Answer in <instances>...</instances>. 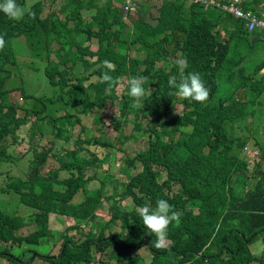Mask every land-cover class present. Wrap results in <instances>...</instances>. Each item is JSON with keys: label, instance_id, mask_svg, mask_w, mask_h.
Here are the masks:
<instances>
[{"label": "trees", "instance_id": "obj_1", "mask_svg": "<svg viewBox=\"0 0 264 264\" xmlns=\"http://www.w3.org/2000/svg\"><path fill=\"white\" fill-rule=\"evenodd\" d=\"M55 1L17 0L30 5L34 13L19 21L0 11V35L5 39L0 49V195L11 196L20 213L0 208V258L23 264L10 254L11 247L39 244V238L49 235V214L54 213L65 233L58 252L32 251L50 264H92L95 253L107 256L97 264H264V54L255 42L264 39L250 41L243 34L245 19L218 7L231 0H214V4L140 0L135 10H128L130 23L119 12L122 0H68L61 6L63 17L51 10ZM259 1L238 6L251 9ZM149 5L157 13L154 24L140 16ZM25 41L28 49L19 54L32 58L31 70L38 71L35 64L42 62L53 93L47 108L27 107L20 113L9 99L11 94L25 95L27 102L32 97L41 105L46 102L30 93L21 77L16 88H5L7 67L15 66L18 72V62L25 65L16 53V42ZM177 58L186 60L185 74L201 75L209 90L205 102L172 94L175 90L169 88L168 79H180L173 63ZM106 59L115 65L110 75L118 80L111 87L100 82L106 69L99 65ZM133 76L146 77L139 108L131 107L133 98L128 95L127 81ZM124 80L122 93H117ZM176 100L180 110L172 113ZM108 102L107 108L120 105L112 115L116 142L101 138L99 110ZM94 108L93 121L99 125L92 129L97 135L80 131L73 137L74 127L81 126L79 110L89 114ZM30 110L35 120L27 127ZM130 114L133 132L125 135L122 126ZM45 121L55 137L43 150L33 128ZM259 123H263L261 136L253 131ZM138 132L147 137L145 148L134 158L123 159L126 172L131 168L137 172L124 176L121 190L117 183L107 193L102 183L90 190L88 165L102 163L108 155L94 146L122 150L125 140L142 139ZM70 140L71 148H64ZM255 142L258 162L250 173L252 154L245 150L250 145L254 151ZM19 146L25 151L18 155ZM49 158L52 166L47 165ZM9 163L17 164L19 172L3 171ZM162 170L167 178L160 182ZM104 198L115 202L102 208ZM158 199L167 200L180 213L179 223L174 221L167 229L168 247L161 249L154 246L155 235L136 212L139 206L155 207ZM197 200L196 211L191 204ZM131 202V209L121 210L120 205ZM27 224L35 230L18 235ZM75 231H81L82 239L68 237ZM141 249L150 258H144Z\"/></svg>", "mask_w": 264, "mask_h": 264}, {"label": "rangeland", "instance_id": "obj_2", "mask_svg": "<svg viewBox=\"0 0 264 264\" xmlns=\"http://www.w3.org/2000/svg\"><path fill=\"white\" fill-rule=\"evenodd\" d=\"M68 0H56L52 5H51V9H53L55 12H57L59 14L60 17H63V13L60 11L61 10V6L65 3H67ZM135 4H139L140 0H134ZM159 1V0H157ZM119 12H121L122 14H125V5H121V7L119 8ZM83 14H85L86 16V11L83 10L82 11ZM128 14H126V21H128L129 23L131 22V20L127 17ZM140 16H142L143 20H148L151 24H154V20L157 17V13L156 10H154L152 5L147 6L143 11H140ZM261 36L264 38V34H261ZM81 39H83L80 36ZM241 40V39H240ZM83 41V40H82ZM241 42H245L248 43L246 39L242 38ZM258 42V46L259 48L263 49V52L261 54H264V40H260V41H255ZM24 44V47H23ZM21 42H16V47H17V54H18V58L20 60H22L23 62H25V65L22 63H19L21 70H19L18 72L15 71V66H8L7 67V71H5L8 74V77L6 78V83H5V88L13 90V88H16L18 85L21 84L20 82V77L21 79L24 81V85L26 86V89L34 94L35 96H43L44 100L46 99V102H44L41 105V102H39L36 98H29L28 102L25 103L26 99L20 95V96H15L13 94H11L9 96V99L12 103L18 104L19 106V112L22 113L24 109V103L25 106L29 105L28 107L31 108H40V107H45L47 108L49 105L52 104L51 101H49V98L52 96L53 93V88L50 87V85L47 83L44 74H43V70H42V62L35 64V66L37 68H39V70L37 71L36 69L31 70V67L29 66V63L31 61V57L24 55V54H19L23 49L22 48H26L28 49V42L25 41L24 43ZM56 45V42H52L51 46ZM55 47V46H54ZM259 53L260 54V49ZM132 56H135L136 53L132 52L131 53ZM55 56L52 55V58H54ZM40 66V67H39ZM5 68V65H4ZM6 70V68H5ZM76 70H81V66L77 67ZM21 71V74H20ZM126 83V80H124L123 82L119 83L116 87V91L117 93H122L124 85ZM24 85L22 86L24 88ZM264 85V83L262 84ZM22 88V89H23ZM264 88V86H263ZM88 95L90 96V98H94V94L93 93H89L87 92ZM22 97V99H21ZM67 97H64V99H66ZM176 102L178 103L177 105V109L172 111V113L178 112L180 110V103L176 100ZM110 105V102L106 103V105L103 107V109L100 108L99 112L102 115L101 118V122L102 124L100 125V128L104 129V132L101 134V138L102 140L106 141V142H116L117 138H118V130L116 128H114V124L115 122L112 120V115L115 113H118V108H120V105L116 102L115 105L107 108ZM67 110V109H66ZM97 108L92 109V111L89 114H85L84 112H82L81 110H79L81 118H80V123L81 126L79 127L78 125L75 126L74 128H77L74 132V134L72 135L73 137H75L77 135V133L79 134V132L81 131L83 134L85 135H89V136H96L97 132L95 131V129L93 130L92 127L94 128L95 125H99V124H95L93 121V112L96 111ZM114 110V113H112ZM68 111V110H67ZM72 111V110H70ZM55 112H53L54 114ZM58 112L55 114L57 115ZM29 120L28 123L26 124L27 127H31L32 121L35 120V117L33 116L32 110H30V112H28L27 114ZM131 114L129 115V117L127 118L126 122L124 123V125L122 126V132L125 135H130L133 132V127L131 122L129 121V118H131ZM83 127V128H81ZM262 128H263V123H259L255 126H253V131L258 135L261 136L262 135ZM35 130V134L36 137L35 139L38 141V144L42 145V147L44 148L43 150H46V148H48V144L50 143V141L55 137L51 128V124L48 123L47 121H45L42 125L41 122H38V124L33 128ZM41 132V134H40ZM137 136L142 137V139L140 138H132L129 140H125L124 144L122 146V150L119 149H111V148H107V147H101V146H94V149L97 150L99 153L104 154V151L107 155V158L104 159V161L102 163H94V165H88L87 170L89 172V175L91 177V181L93 183L92 187L90 190H96L97 188L101 187V183L105 185L104 187V192H110L113 189V183H117L119 185V190L122 189V185L124 183V176L127 174H134L135 172H137V169L135 168H131L128 172H126L127 170V166L128 164L126 163L125 160H123L125 158V156L129 157V158H134V156L141 150H143L146 146V141H147V137L144 136L141 132L137 133ZM72 146V140L64 143L63 147L64 148H71ZM250 145L248 146L247 150H245L246 153H251V160L248 163V170L250 173L253 172V169L255 168V164L256 162H258V158H257V154L254 153V151L250 150ZM25 151V147L24 146H19L16 148L15 153L16 154H22ZM48 164L49 166H52V162L51 159H48ZM137 167L138 170L141 169L140 164L137 163ZM3 171L5 172H12L10 174H16L19 172V167L17 166V164H13V163H9V165H5L2 167ZM263 169H264V165H263ZM62 174V173H61ZM167 178V173L166 170H162L158 180L160 182H162L164 179ZM37 192L39 191V189H35ZM81 199H84V195L82 196ZM118 199V198H117ZM0 205L2 206L1 209L3 207H6L5 209H7L9 212H18V208L16 207V202L14 200H12V197L10 196V198L8 196L4 195H0ZM4 200H10L9 203L5 202ZM12 200V201H11ZM119 200V199H118ZM115 201L114 200H106L105 198L102 199V208H108L110 205H112ZM125 202V201H124ZM199 202L198 200L195 201L193 204H191L192 207H196V211L198 208ZM121 206V210L125 211V210H129L131 209L132 206V202L126 206V205H120ZM104 212H107L105 210H103ZM19 213V212H18ZM20 214V213H19ZM49 235L48 236H44L39 238L38 242L39 244L37 245H27V244H21L20 246H12L11 247V252L10 254L13 255L14 257L20 258L21 263L23 264H50L49 262L39 259L38 257H36L35 255H33L32 251L37 252L38 255L39 254H49V255H55L58 252L59 247L62 244L63 241V235L65 234L62 230V225L61 223L56 219V214L51 213L49 214ZM109 215L106 216V220L108 219ZM60 219H62V217H58ZM63 220V219H62ZM35 230V226L32 224H27V226L22 227L21 229H19V231H17L18 235H27L31 232H33ZM81 231H75V232H69L68 233V237H70L72 240H76L78 239V237H81ZM79 239H82L79 238ZM2 245H5V243H1ZM9 244V243H6ZM258 249V248H255ZM141 253V255L144 258H150L149 254L147 253V251L145 249H141L139 251ZM254 255H257L256 253H253ZM261 255V254H260ZM257 255V256H260ZM107 258L106 255H103V258ZM32 260V263H29ZM0 264H16V263H11V259L8 257H3L0 258Z\"/></svg>", "mask_w": 264, "mask_h": 264}, {"label": "clouds", "instance_id": "obj_3", "mask_svg": "<svg viewBox=\"0 0 264 264\" xmlns=\"http://www.w3.org/2000/svg\"><path fill=\"white\" fill-rule=\"evenodd\" d=\"M261 1L262 0H260L259 2ZM194 2H200V1L194 0ZM122 4H124L126 7V9L124 10L125 16L126 13L128 14L129 9L135 10L136 4L134 0H122ZM257 4L258 3H256V5ZM255 6H252V8H254ZM0 11H2L9 19L15 21H19L23 19L25 15L34 16V13L32 12L30 5L22 6L17 3V0H0ZM92 13L93 12H91V14ZM125 16L124 18L126 20ZM244 31L248 32L245 29ZM250 33L252 34L257 33L258 34L257 37H262L261 34H263L260 31H253ZM4 45H5V39L3 35H0V49H3ZM173 63L180 70V79L177 80L176 77L174 76L169 77L168 86L169 88L175 90V92L172 94L178 96L181 99H187L198 103L205 102L208 99L209 90L205 86V83L202 80L201 75L198 72H188L185 74L184 69L186 68V60L184 58H177L176 60L173 61ZM99 67H103L104 69H106V71L103 72V75L100 79L101 83H108L110 87L114 83H118V80H114V78L110 75V72L115 71V65L111 61L106 59L101 63V65H99ZM145 81H146V77L143 76H133L128 79L127 81L129 86L128 95L133 98V103L131 104V107L134 108L142 107L143 104L141 103V98L144 97L145 95V88L143 87ZM89 93L94 94V92L91 90H89ZM22 96L26 99L25 95ZM26 102L27 99L25 103ZM25 103H24V109H27L28 105L25 106ZM14 105L19 107L18 104L14 103ZM254 146H255L254 153L258 155V150L256 149L257 148L256 142ZM136 212L141 217L143 221V225L149 230L151 234L155 235L156 240L154 241V246L157 249L167 248L168 247L167 229L172 222L175 221L179 223L180 213L174 210L173 205H171L167 200L164 199H158L156 201L155 207H151L148 205L139 206L136 208ZM94 255L97 257V260L93 261L92 264L99 263V259L101 261L105 260V258L102 259L103 256L101 257L97 255V253H95Z\"/></svg>", "mask_w": 264, "mask_h": 264}, {"label": "built area", "instance_id": "obj_4", "mask_svg": "<svg viewBox=\"0 0 264 264\" xmlns=\"http://www.w3.org/2000/svg\"><path fill=\"white\" fill-rule=\"evenodd\" d=\"M204 2L205 4L210 3L214 4V0H195ZM248 0H231L229 4L223 3L221 6H218L219 8L228 11L230 13H233L237 17H242L245 19V30L248 32L253 31H260L264 34V0L261 2H258V4L252 8H247L246 10L241 9L238 5L242 2L247 3Z\"/></svg>", "mask_w": 264, "mask_h": 264}, {"label": "water", "instance_id": "obj_5", "mask_svg": "<svg viewBox=\"0 0 264 264\" xmlns=\"http://www.w3.org/2000/svg\"><path fill=\"white\" fill-rule=\"evenodd\" d=\"M244 35H246L248 37L249 40H252L254 37H257L258 34L257 33H250V32H243Z\"/></svg>", "mask_w": 264, "mask_h": 264}, {"label": "crops", "instance_id": "obj_6", "mask_svg": "<svg viewBox=\"0 0 264 264\" xmlns=\"http://www.w3.org/2000/svg\"><path fill=\"white\" fill-rule=\"evenodd\" d=\"M250 41H252V40H250Z\"/></svg>", "mask_w": 264, "mask_h": 264}]
</instances>
